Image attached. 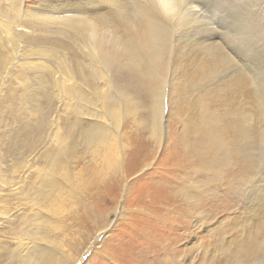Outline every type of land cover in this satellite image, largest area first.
Instances as JSON below:
<instances>
[{
	"label": "bare ground",
	"instance_id": "6f19581e",
	"mask_svg": "<svg viewBox=\"0 0 264 264\" xmlns=\"http://www.w3.org/2000/svg\"><path fill=\"white\" fill-rule=\"evenodd\" d=\"M5 3L7 8L4 7ZM188 6L186 0H78L62 5L45 2L32 17L20 6L19 0H0L2 45L0 83L5 80L7 70L15 65L11 62L12 58L10 61L3 56L4 50L11 45L10 48L14 52V45L22 42V38L15 31L18 30V26L28 23L25 22L26 19L31 21V25L55 28L66 33V39L70 43L67 49L71 48L69 52L74 53L70 58L60 57L58 50L50 51L49 55L36 53L39 61L44 57L56 62L57 70L62 74L67 86L62 84L65 86L62 88V81H52L49 86L59 88L68 99V103L73 102L67 107L75 119L70 125H65L66 128L61 127L62 133L56 131L53 139L41 153V162L39 161L41 165L33 167L32 173L27 169V183L18 189L15 187L17 192L14 194L17 199L24 200L26 212L6 219V224L9 222L15 224L6 232L16 240L15 250L10 252L9 264H69L68 260H65L62 247L50 242L48 227L52 222L50 223L47 215L50 212L55 214V206L51 204L55 201H64L69 193L67 189L72 188V191L69 189L71 192L76 191L71 171L74 168L71 164L75 161L73 157L75 150L81 147L84 153L87 151L94 168L101 165L106 171H113V176L106 178L108 181L104 182V187L102 186L103 189L106 188L105 194L101 195V191H97L99 186L96 185L93 188L95 192L89 195L91 198L88 197L92 202L97 200V203L101 196L105 197L102 198V202L100 201L101 205L104 207L108 203L106 208L111 206L115 196L109 201L108 198L120 186L121 188L124 186L122 183L126 177L135 171L140 172L149 168L155 156L154 149L161 145L164 128L163 99L166 98L163 91L167 82L175 96L184 97L192 91H197L215 76L224 73V76L216 81L219 83L217 89L228 95H233L237 91L238 98L231 100L236 103L231 109L226 107L224 110L216 111L206 106L207 111L201 116L197 110L199 101L197 106L192 102L190 110L193 114L190 115V121L196 122L199 119L201 123L197 136L192 139L185 136H182L183 139L179 138V142L171 147L172 152H169L173 155L172 159L169 158L168 166L162 168L167 182H163V185L149 184V190L140 194L143 200L141 204L147 202L150 208L154 205L156 214L144 211L141 206L136 205L135 199L131 206L134 210L130 212V216L144 212L143 220L151 223L148 228L161 227V221L164 224L176 222L174 227H179V221L187 222L193 218V215L188 214L189 209L196 212L199 202H204L200 198L202 191L199 190L201 175L204 177L203 180L207 179V186L227 178L231 187L230 179L239 171L237 166L240 164L244 167L240 174L245 173L246 168L250 166L249 144L253 140L261 142L263 147L261 151L264 153V88L255 79V74L248 75L244 72L243 66L240 65L238 48L230 46L231 39H235L234 29L229 23L231 18L223 16L224 21L229 23L226 26L213 27L216 24L209 19L207 24L195 30L193 26L190 27V17H196L193 9L199 7L194 6L189 12ZM33 64L27 66H30L31 70L40 67ZM24 66L21 63L19 67L22 74L27 72L28 67ZM175 70L178 72V78L173 79L171 75L175 74ZM49 72L48 78L53 80V73ZM126 72L131 78L124 82L120 77L122 74L126 75ZM131 79L138 82L139 93H145L149 100L143 114L145 122L141 126L149 131L151 139L145 140L146 146L140 141V148L127 152L125 149L128 148V143L119 141L109 125L121 123L130 116L128 112L138 107L135 99L139 96L132 90ZM249 87H254L253 93L248 91ZM133 95L137 97L133 98ZM223 112L225 115H221ZM253 114L256 117L254 126L251 125ZM83 115L88 116L92 122L87 128H83V124L80 123L79 117ZM43 122H46V119L32 126L34 130L28 129L30 135L34 132L39 134V145L50 140L44 139L48 129L43 128L45 124ZM257 125L262 129L260 135L256 137L254 131L252 135L250 131ZM32 144L27 145L28 155L33 152ZM132 153L138 161L136 160L134 166L135 171L131 173L125 165V159ZM27 160L26 163L31 170L32 160ZM153 171L159 172V169L154 168ZM145 174L141 173L137 181H142ZM169 175L171 178L168 179ZM63 196L66 198L62 199ZM20 208L23 211V208ZM0 218H8V215L0 212ZM105 219L104 212H100L99 220ZM97 233L96 235H99V232ZM154 236L147 233L139 234L137 237L141 244L147 245L143 250L144 254L139 258L141 264H181L186 256V253L183 256L180 254L181 250L176 248L181 235L168 236L163 241ZM255 238L257 240L253 245H256L257 251L253 252L255 257L252 261L263 264L264 228L259 230ZM152 244H155L156 248L146 255L150 251L148 247ZM129 254L131 256V250ZM246 264L254 263L250 261Z\"/></svg>",
	"mask_w": 264,
	"mask_h": 264
},
{
	"label": "rangeland",
	"instance_id": "374dc122",
	"mask_svg": "<svg viewBox=\"0 0 264 264\" xmlns=\"http://www.w3.org/2000/svg\"><path fill=\"white\" fill-rule=\"evenodd\" d=\"M19 1L25 12L34 17L35 11L39 10L45 2L62 5L78 0ZM186 3L189 4L187 9L189 12L192 7H199L193 9L195 10L193 14L196 17H190V27L193 26L195 30L200 29L201 25L207 24L209 19H212L216 24L213 27L226 26L231 23L235 39H231L230 46L238 48V55L241 57L240 65L243 66L244 72L248 75L255 74V79L264 88V0H186ZM4 7L7 8L6 3ZM225 15L231 18L229 23L224 21L223 16ZM25 22L28 23L18 26V32L15 31L22 38V42L14 45V52L10 48L11 45H8L7 50H4L3 53V56L8 60L12 58L10 61L15 65L7 70L5 80L0 83V212L8 215V218H4L5 221L0 218V230H2L0 231V264H9L10 252L15 250L16 243L13 236L6 234L15 224H11V222L6 224V219H12L13 215L26 212L24 200L17 199L14 194L17 192L15 187L18 189L27 183L28 171L32 173L33 167L41 165V153L53 139L56 131L62 133L65 125H70L75 119L72 116V111L67 107L73 102L68 103V99L59 88L49 86L52 81H62V88L67 86V83L63 81L62 74L57 70L56 62L44 57L39 61L36 57V53L49 55L50 51L54 50L59 51L60 57H72L74 53L69 52L71 48L67 49L70 45L66 39L67 34L55 28L31 25V21L28 19ZM223 22H225L224 25ZM21 63L25 65L24 67H28L25 74L20 72ZM28 64L40 67L31 70L30 66H27ZM172 68L173 64H171V70ZM47 70L53 73V80L48 78L50 72ZM223 76L224 73L215 76L197 91H192L184 97L175 96L169 87L171 86L169 82L166 83V89L164 88L163 91L166 98L163 99L162 123L164 128L161 134V145L155 148L156 150L154 149L156 152L151 166L140 172L134 170L136 160L138 161L135 154L128 155L125 165L131 173L135 172L126 177L122 183L124 186L122 188L120 186L108 198L109 201L115 196L111 206L106 208L108 203L104 207L101 205L100 201L102 202V198H105L102 196L98 200L99 203L97 200L92 202L90 194L95 192L93 188L96 185L99 186L97 191H101V195L105 194L104 182L108 181L106 178L113 176V171H106L101 165L94 168V163L87 151L84 153L81 147L75 150L73 155L75 161H72L71 164L74 168L71 171L76 191L71 192L72 188H69L71 191L67 189L69 193L66 195L67 198L66 196L62 197V199L66 198L64 201H55L51 204V206H55V214L50 212L47 215L50 223L52 222L48 227L50 242L62 247L65 260L67 259L69 264H141L139 258L144 254L143 250L147 245L141 244L137 237L139 234L147 233L155 235L154 237L159 241L165 240L168 236L181 235L176 244V248L181 250L180 254L184 256L186 253L181 264H246L250 261L256 264V261H252V258L255 257L253 252L257 251L253 242L257 240L255 236L259 230L264 228V153L262 154L261 151L263 150L261 142L257 143L253 140L249 144L251 148L250 166L246 168L245 173L242 171V174L240 171L244 167L240 164L237 166L239 171L235 177L230 179L231 187H229L227 178L207 186V179L203 180L204 177L201 175L199 190L202 191L200 198L204 202H199L196 212L189 209L188 214L193 215V218L188 219L187 222L179 221V227H174L176 222L164 224L161 221V227L153 228L151 226L148 228L151 223L143 220L144 212L130 216V212L134 210V207L131 206L135 199L136 205L141 206L144 211L156 214L154 205L150 208L147 202H144V205L141 204L143 201L141 195L149 190V184L163 185V182H167L162 168H166L165 166H168V162L172 159L173 155L169 152H172L171 147L179 142V138L183 139L182 136H185L192 139L197 136L196 133L199 131L201 123H199V119L196 122L190 121V115L193 114L190 110L193 106L192 102L198 105L199 101L197 110H199L200 116L207 111V107L221 111L226 107L231 109L236 104L231 100L238 98L237 91L233 95H228L217 89L219 83L216 81ZM171 77L178 78V72L175 70V74ZM130 78L128 73L122 74L120 80L125 82ZM135 81L131 79L132 90L139 96L138 99H135L138 102V107L128 112L130 116L121 123L109 125L111 130L115 131L119 141L128 143V148L125 149L127 152L130 149L140 148V141L142 145L146 146L145 140L151 139L149 131L141 126L145 122L143 114L149 100L145 93H139L138 82ZM70 84L72 83L70 82ZM140 86L142 85L140 84ZM248 91L253 93L254 87H249ZM136 95H133V98L137 97ZM221 115H225V112ZM42 117L46 119V122H43L45 123L43 128L48 129L47 134L43 132L45 133L44 139L50 140L39 145V134L34 132L30 135L28 129L34 130L32 126L38 125L39 121L43 120ZM79 118L83 128H87L89 123H92L86 115ZM252 119L251 125L254 126L256 122L254 114ZM64 122L65 124H63ZM182 123H184L183 126ZM48 126L50 128H47ZM261 129L262 127L257 125L250 131V134L252 135L254 131L257 137L260 135ZM132 142L133 144H131ZM137 143L139 146H135ZM28 144H32L33 149L32 154L29 155L27 153ZM27 158L32 160L30 161L31 170L26 163ZM35 160L37 161L35 162ZM235 160L240 162L238 159ZM154 168H158L159 172H154ZM235 171L236 169L233 172L235 173ZM144 172L146 173L144 179L137 181L140 174ZM169 178L171 175L168 176ZM102 180H104L103 183ZM11 194L12 197H10ZM88 197L90 198L88 199ZM20 207L23 208V211ZM12 208L14 209L11 210ZM100 212H104L105 221L99 220ZM97 232L99 235H96ZM148 248L150 251L146 255L154 250L156 245L152 244ZM55 249L57 250V248Z\"/></svg>",
	"mask_w": 264,
	"mask_h": 264
}]
</instances>
